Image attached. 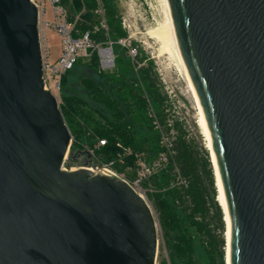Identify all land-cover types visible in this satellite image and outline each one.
Instances as JSON below:
<instances>
[{"label": "water", "instance_id": "1", "mask_svg": "<svg viewBox=\"0 0 264 264\" xmlns=\"http://www.w3.org/2000/svg\"><path fill=\"white\" fill-rule=\"evenodd\" d=\"M209 130L229 264H264V0H167ZM73 143L46 89L39 10L0 0V264H157L148 200ZM221 206V204H220Z\"/></svg>", "mask_w": 264, "mask_h": 264}, {"label": "trees", "instance_id": "2", "mask_svg": "<svg viewBox=\"0 0 264 264\" xmlns=\"http://www.w3.org/2000/svg\"><path fill=\"white\" fill-rule=\"evenodd\" d=\"M61 5L68 12V23L74 25L73 38L88 35L93 45L111 47L115 57L114 69L103 71L97 50L89 49L90 57L80 58L61 79L60 108L73 136L71 160L78 161L86 148L94 150L100 162L117 160L122 152L117 144H121L131 148L133 156L126 158L124 164L117 162L115 169L134 178V155L151 159L161 154L164 151L161 134L170 130L166 97L157 74L151 65H142L143 60L134 58L121 44L129 34L114 0H61ZM101 7L104 17L97 12ZM103 20L106 28L102 26ZM77 67L94 70L100 78L98 82L79 76L82 95L66 90ZM151 110L159 129L153 124ZM145 132L149 136L145 137ZM99 140H105L106 144L96 148ZM172 144L175 156L168 170L154 175L143 187L149 189L150 183L154 187L149 199L160 211L165 236L173 238V254L184 264H198L195 251L198 239L209 264H226L224 213L218 201L214 169L209 161L200 160L184 137H176ZM129 167L131 170L127 171ZM175 169L181 183H176Z\"/></svg>", "mask_w": 264, "mask_h": 264}, {"label": "rangeland", "instance_id": "3", "mask_svg": "<svg viewBox=\"0 0 264 264\" xmlns=\"http://www.w3.org/2000/svg\"><path fill=\"white\" fill-rule=\"evenodd\" d=\"M114 1L122 25L129 34L128 39L122 41L121 44L129 49L130 54L134 58L142 59V65L149 64L154 68V71L158 77L159 87L163 95L166 97L165 113L170 130L168 133L164 132L161 134V141H163L165 145H168L174 139H176V137L182 136L190 144H192V146L198 152L200 160H207L211 163L215 174V187L218 191V201L219 203L221 202L224 213L221 188L218 182L213 155L211 152V141L203 118L199 100L189 78L183 69L180 57L173 48L169 38L163 33L167 21L165 8L166 5L164 0ZM43 15L44 17L40 27L42 52L45 55H50V59L54 63L58 60L62 52V39L58 31V27L61 23H63L64 18L61 14H54V12H52L51 6L48 3H46L43 9ZM100 15L104 17V13ZM104 23L105 22L103 20L102 26ZM163 35L165 38H163ZM79 76L87 77L98 82L100 81L98 74L95 73L94 70L77 67L68 79L69 86L66 90L70 91V93H76L80 95L84 93L82 87L79 84ZM55 95L60 96L57 91H55ZM59 101L61 104V99H59ZM141 132H143V130ZM143 135L145 137L149 136V134L146 132ZM164 144L161 143L164 148L162 153L166 152L167 150ZM71 153L72 152L70 150L65 162V168L67 169L77 168L80 165V160H71ZM161 154H157L151 159H147L146 156L140 155L145 166L152 169L151 171L154 172L155 175L160 174L162 171H167L170 167L172 159H169L167 163L163 162L161 161ZM174 167H176L175 164ZM177 172V169H175L174 176H176V183H181L182 179L177 175ZM151 178L148 181H151ZM174 184V182H171V187H174ZM142 190L144 192L141 194H143V196L148 200L158 224L159 248L157 264H184L174 256L171 247L173 244V238L168 239L165 236V231L161 223L160 211H158L153 201L149 199L151 198L150 194L154 190L152 183H150L149 189L142 187ZM224 224L227 264L228 234L225 214ZM195 251L198 264H209L205 248L198 239L195 241Z\"/></svg>", "mask_w": 264, "mask_h": 264}, {"label": "built area", "instance_id": "4", "mask_svg": "<svg viewBox=\"0 0 264 264\" xmlns=\"http://www.w3.org/2000/svg\"><path fill=\"white\" fill-rule=\"evenodd\" d=\"M38 8L39 10V30L42 25L43 20V9L48 3L51 8L52 12L54 14H61L64 18L63 23H61L58 27V31L61 35L62 39V52L60 54V57L56 62H52L50 59V55H45L42 52L43 56V65H44V84L46 89L50 90L54 95L55 91H57L60 95L61 93V79L62 77L67 73V71L71 70L73 66L76 64V62L80 58H89L90 53L89 49L97 50L99 57H100V64H101V70L103 71H112L115 67V57L112 51L111 47H101V46H95L93 45L88 35H85L80 38H73V30L74 25L68 23L67 20V10L61 5V0H31ZM99 14L104 13L103 8L101 7L98 11ZM104 28H106L105 25H103ZM40 42H41V34H40ZM101 47V48H99ZM42 50V45H41ZM103 51H109L111 55L109 56H103ZM111 69V70H109ZM57 96V95H56ZM60 99V96H58ZM150 116L154 118L153 124L155 125L156 129L160 128L159 122L155 118L152 110L150 112ZM162 144H164L163 141H161ZM106 141L105 140H99L96 148L105 146ZM165 145V144H164ZM119 148H121L122 152L118 154L117 160H112L109 162H100L97 160L94 150H91L89 148H86L84 152L79 156L80 165L77 168H81L85 164V160L87 158H91V162L88 165V168L91 170L96 169H105L110 173L116 174L125 180H127L138 192L143 193L142 190L143 184L148 181L153 175H155L154 172H152L150 168H147L142 161V158L140 155H134L136 158V176L134 178H128L126 173H118L115 169L116 163L119 162L121 164L125 163L126 158L133 156V151L131 148H125L122 147L121 144H117ZM166 146V152L162 153L161 161L166 162L169 161V159H173L175 156V151L173 150V144L172 142L169 143ZM65 167V165H64ZM67 169V168H66ZM73 169V168H71ZM131 167L127 169V171H130Z\"/></svg>", "mask_w": 264, "mask_h": 264}, {"label": "bare ground", "instance_id": "5", "mask_svg": "<svg viewBox=\"0 0 264 264\" xmlns=\"http://www.w3.org/2000/svg\"><path fill=\"white\" fill-rule=\"evenodd\" d=\"M165 2V8H166V16H167V21H166V26L163 30V33L169 38V41L172 43L173 45V48L176 50L178 56L180 57V60H181V63L183 65V69L187 75V77L189 78V75H188V72H187V69H186V66H185V63L183 61V57L181 55V52H180V49H179V46H178V42H177V39H176V35H175V32H174V27H173V24H172V20H171V16H170V13H169V8H168V3H167V0H164ZM155 34V33H154ZM157 34V33H156ZM163 38L164 35H163ZM164 40V39H163ZM165 42V41H164ZM168 42V41H167ZM103 56H109L111 55L109 51H103L102 52ZM190 80V78H189ZM191 82V80H190ZM192 84V83H191ZM193 86V85H192ZM194 88V87H193ZM201 107V106H200ZM202 110V109H201ZM203 113V111H202ZM203 118H204V121H205V117L203 115ZM205 124H206V121H205ZM206 128H207V124H206ZM207 131H208V134H209V130L207 128ZM209 138H210V134H209ZM210 141H211V138H210ZM211 146H212V143H211ZM212 155H213V160H214V164H215V168H216V174H217V178H218V182L220 184V188H221V194H222V199H223V206H224V214H225V221H226V225H227V264H229V229H228V213H227V207H226V202H225V198H224V193H223V190H222V183H221V179H220V176H219V171H218V168H217V163H216V159H215V155H214V152H213V146H212ZM221 204V203H220ZM222 206V205H221Z\"/></svg>", "mask_w": 264, "mask_h": 264}]
</instances>
